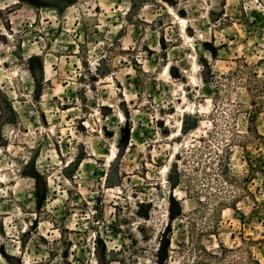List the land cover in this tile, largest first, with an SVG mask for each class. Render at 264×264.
<instances>
[{
    "label": "rangeland",
    "instance_id": "1",
    "mask_svg": "<svg viewBox=\"0 0 264 264\" xmlns=\"http://www.w3.org/2000/svg\"><path fill=\"white\" fill-rule=\"evenodd\" d=\"M0 264H264V0H0Z\"/></svg>",
    "mask_w": 264,
    "mask_h": 264
}]
</instances>
